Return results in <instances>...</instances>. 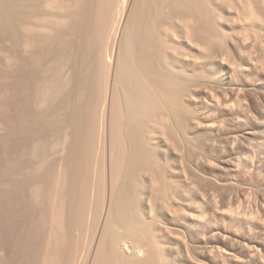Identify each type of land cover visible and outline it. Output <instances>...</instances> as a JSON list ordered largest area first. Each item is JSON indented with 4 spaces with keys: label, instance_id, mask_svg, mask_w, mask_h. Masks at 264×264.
Segmentation results:
<instances>
[{
    "label": "bare ground",
    "instance_id": "1",
    "mask_svg": "<svg viewBox=\"0 0 264 264\" xmlns=\"http://www.w3.org/2000/svg\"><path fill=\"white\" fill-rule=\"evenodd\" d=\"M133 1L0 0L1 214L33 264L260 262L264 0Z\"/></svg>",
    "mask_w": 264,
    "mask_h": 264
},
{
    "label": "rangeland",
    "instance_id": "2",
    "mask_svg": "<svg viewBox=\"0 0 264 264\" xmlns=\"http://www.w3.org/2000/svg\"><path fill=\"white\" fill-rule=\"evenodd\" d=\"M124 0H120V4H122V2H123ZM133 1V0H132ZM134 2V1H133ZM133 2H131V0H130V4L131 3H133ZM101 13H102V7H101V5L99 4L97 7H95L94 6V9H93V15H94V19H93V28H97L98 30H99V36H98V34H96L95 35V38H94V41H93V43H92V48L90 49V51L88 52V53H86L85 54V57H84V59H85V61H86V63L87 64H90V63H92V62H94L93 61V59L94 58H92L91 56H93L94 55V57L96 56L97 57V59H98V57H102L103 56V49H104V42L102 43V38H101V35H100V29L102 28V24H101ZM120 16V12L118 13V15H117V19H118V17ZM122 22H123V19L121 20ZM122 22L120 23V27H119V29H118V31H117V36L119 37V35L118 34H120L119 32H120V28H121V26H122ZM95 31V30H94ZM116 36V42L114 43V45H113V48L112 47H110V48H108L110 51H111V48H112V51H114V52H112V54H113V58L115 57V52L117 51V42H118V37ZM111 44V43H110ZM109 52V51H108ZM102 61V60H101ZM101 61H99L100 63H101ZM99 62H98V64H99ZM224 67V66H223ZM223 67L222 66H220V69H223ZM261 67H263V69H264V60L261 62ZM258 81L259 82H261V84L263 85V90H261V91H259V92H249V94H248V97L250 98V100L252 99L253 101H254V103H256V104H258V106H260L261 108H262V114L264 113V70H263V72H262V74L260 75V77H259V79H258ZM18 96H21V95H18ZM19 98H21L22 99V97H19ZM21 99H19L20 101H21ZM18 99H17V101L18 102H20ZM260 113V115L259 114H255V117H256V122L258 121L259 123H260V121H262L261 119H262V114ZM263 158V157H262ZM263 160H264V158H263ZM264 176V175H263ZM263 176H259V174L258 175H255L254 176V178L253 179H251L252 181L251 182H253V180H254V182L253 183H255V184H257V186L254 184V186H250V190L248 189V188H246V186H244V188H243V186L242 187H240V189L241 188H243V189H245L246 191L247 190H249V193H250V196L252 197L253 196V198H254V200L256 199V200H258V198H260V197H264V177ZM252 183V184H253ZM253 187H254V190H253ZM257 187H259V190H258V188ZM257 188V190H258V193L260 192V193H262L263 195L261 196V194H260V196L258 195V193L256 194L255 192V194L253 195L252 194V192L253 191H257V190H255ZM239 190L238 189V187H236L234 190L235 191H237V190ZM251 190H253V191H251ZM259 196V197H256V196ZM43 203V204H42ZM14 204H16V203H14ZM14 204H10V206L6 203V205L3 203V205L2 206H6V207H8L9 206V209H10V207H12V208H14V207H16V206H14L13 207V205ZM39 204V203H38ZM42 204V206H45V204H44V202L43 201H41V203H40V205ZM8 205V206H7ZM17 205V204H16ZM40 205H36L35 204V206H37V207H33V209H34V211L35 212H37V213H35L34 211H32V213H31V217H34V219H33V221H34V223L32 224V221H30V228H31V226L32 225H34L35 227H33L34 228V230L36 229V227H37V229L36 230H38V232L36 231V233H35V231H32L33 230V228L32 229H29L28 231H27V235H28V233L29 234H31V237L33 238V239H30L31 237H30V235H29V239H30V242L31 243H33V244H29L28 243V245H26L27 243H26V241H25V238L26 237H24L23 235H25L26 236V233H24L23 235H22V233L24 232V229H21V225H18V222L20 223L22 220L21 219H19L20 218V216H18V215H20V212H18V210L19 209H17V207L16 208H14V212H15V215L17 214V212H18V214L15 216V215H13V213H12V211L13 210H9L8 208H6L7 209V212L9 211L10 213H12V214H7V212L5 211V208H4V210H3V212L5 213H3V214H1V211H0V218L2 217L3 219H2V221L4 220V221H7L8 223H7V225H9V223L11 222L13 225L11 226V223H10V225L9 226H7V225H5V226H2V224H0L1 226H0V239L2 238V236H3V240L2 241H4V240H7V241H4V244H7L8 246H10L11 248H12V246H13V250L12 249H10V247H7V249L10 251V253H12L11 252V250L13 251V253L14 254H12L13 256H15V257H13L12 256V258L16 261V259H17V261L15 262L13 259H11V263H14V264H18V263H20V264H22V263H24V261H25V258H23V257H25V256H22V255H19L20 254V252H22L21 250H20V248H22V247H24V249H25V247L27 246L29 249L31 248V247H35L33 250H32V253L34 254V255H31L32 257V259L31 258H29V260H30V262H31V264H33V263H37V261L38 260H36L35 258L36 257H34L35 255H36V253L38 252L37 250L39 249V247H41L43 244L41 243V236L39 235V233L41 232V226H42V224H41V220H38V212L40 213V210L42 209L41 207H40ZM43 208H45V207H43ZM3 209V208H2ZM16 209V210H15ZM38 209V210H37ZM40 209V210H39ZM37 210V211H36ZM42 210H44V209H42ZM42 210H41V213H42ZM40 213V214H41ZM66 213V212H65ZM7 214V216H5ZM32 214H34V215H32ZM38 214V215H37ZM3 215V216H2ZM11 215L12 216V218L11 217H9V216ZM35 215H37V216H35ZM5 216V217H4ZM15 216V217H14ZM7 217V218H6ZM13 217H14V219H13ZM30 217V218H31ZM39 217H40V215H39ZM12 219V221L13 222H15V223H13L12 221H10L11 219ZM16 218V219H15ZM36 218V219H35ZM10 219V220H9ZM17 219H19V220H17ZM40 219V218H39ZM10 222H9V221ZM21 220V221H20ZM17 221V222H16ZM35 221H36V223H35ZM0 222H1V220H0ZM1 223H3V222H1ZM17 223V224H16ZM3 224H5V223H3ZM21 224V223H20ZM32 224V225H31ZM38 224H40V225H38ZM37 225V226H36ZM17 226V227H16ZM21 226V227H20ZM2 227H5L4 229L2 228ZM11 227V228H10ZM20 227V228H19ZM38 227L40 228V229H38ZM6 228H9L8 229V231H6L7 229ZM15 228V229H14ZM29 228V226L27 227V229ZM66 228V226H64V232L66 231V233H67V229H65ZM4 230V233H2L1 234V232ZM14 229V230H13ZM21 229V230H20ZM9 230H10V232H9ZM20 230V231H19ZM22 230H23V232H22ZM31 230V231H30ZM39 230H40V232H39ZM18 233H17V232ZM13 232V233H12ZM22 232V233H21ZM25 232H26V229H25ZM32 232H34V233H32ZM8 233V234H7ZM10 233H12V234H10ZM37 233H38V235H37ZM6 234L8 235V239L6 238L5 239V237H6ZM17 237L18 235H20V236H18L17 238L14 236V235ZM262 234V235H261ZM10 235V236H9ZM34 235H36V236H34ZM24 237V243H22V238ZM37 236H39V237H37ZM10 237H11V239H12V241L11 240H9L10 239ZM19 237L21 238V239H19ZM34 237H35V239L37 240L36 242H35V240H34ZM38 238H41V239H38ZM15 239H17V240H20V241H16ZM0 240V241H1ZM11 241L12 242V246H11V242H9V241ZM15 242H14V241ZM33 240H34V242H33ZM40 242H39V241ZM256 240L259 242L260 240H261V243H263L264 244V230H263V232L261 233L260 232V230L259 231H257V234H256ZM6 242V243H5ZM18 242H20V243H18ZM29 242V241H28ZM17 245H16V244ZM24 244V246H22V245H20V244ZM40 243H41V246H40ZM10 244V245H9ZM13 244H15V246L13 245ZM19 244V245H18ZM26 245V246H25ZM29 245H31V247H29ZM34 245V246H33ZM39 245V246H38ZM17 246H18V248H17ZM22 246V247H21ZM17 249H16V248ZM26 247V248H27ZM24 249L22 248V250L24 251ZM14 250L15 251H19L18 253H16V252H14ZM31 251V250H30ZM37 251V252H36ZM34 252H36V253H34ZM23 253V252H22ZM18 254V255H17ZM22 256V258L24 259V261H23V259L21 258H19V257H21ZM17 257V258H16ZM27 258V257H26ZM257 258H259L258 260H260V262H256L255 264H264V252L262 253V254H260V257H257ZM38 259V258H37ZM27 260V259H26ZM33 262H32V261ZM14 261V262H13ZM20 261V262H19ZM23 261V262H22ZM36 261V262H35ZM25 262H29L28 260L27 261H25ZM10 263V264H11ZM25 264V263H24ZM27 264H29V263H27ZM250 264H252V263H250ZM254 264V263H253Z\"/></svg>",
    "mask_w": 264,
    "mask_h": 264
}]
</instances>
